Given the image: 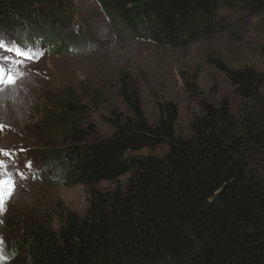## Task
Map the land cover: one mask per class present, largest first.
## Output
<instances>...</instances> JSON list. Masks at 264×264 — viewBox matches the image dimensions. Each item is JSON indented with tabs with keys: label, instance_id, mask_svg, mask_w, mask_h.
I'll list each match as a JSON object with an SVG mask.
<instances>
[{
	"label": "trees",
	"instance_id": "obj_1",
	"mask_svg": "<svg viewBox=\"0 0 264 264\" xmlns=\"http://www.w3.org/2000/svg\"><path fill=\"white\" fill-rule=\"evenodd\" d=\"M96 2L132 39L171 49L225 30L226 9L264 10V0ZM67 3L0 0V31L25 44L56 43ZM213 64L237 104L202 102L186 136L177 133L175 106L152 125L133 99L132 117L112 120L107 141L73 137L52 157L54 185L85 188L87 210L67 214L55 231L28 225L22 264H264V73ZM62 105L67 117L76 115L71 101ZM162 147V156L142 154Z\"/></svg>",
	"mask_w": 264,
	"mask_h": 264
},
{
	"label": "rangeland",
	"instance_id": "obj_2",
	"mask_svg": "<svg viewBox=\"0 0 264 264\" xmlns=\"http://www.w3.org/2000/svg\"><path fill=\"white\" fill-rule=\"evenodd\" d=\"M63 9L59 49L44 37L25 44L0 31V59L8 62L12 74L18 73V79L27 80L33 88L24 89L35 99V108L25 118L28 125L12 136H0V154L6 157L4 166H9L3 175L16 182L15 203L1 221L0 264L23 263L28 225L37 223L55 231L67 214L85 215V188L55 186L49 163L73 137L84 136L86 144L107 141L114 132L112 120L132 117L133 99L152 125L164 116L166 105L175 106L177 133L186 136L202 102L237 104L235 88L213 61L226 71L264 73V10L248 14L226 9L225 30L186 48L171 49L132 39L123 23L107 16L96 0H69ZM0 70V81H7L10 73L2 64ZM68 101L77 107L72 118L63 112L62 103ZM59 115L66 121H55ZM23 142L29 147H20ZM18 149L24 163L36 166L26 172L28 177L23 167L14 166ZM166 149L142 154L162 156Z\"/></svg>",
	"mask_w": 264,
	"mask_h": 264
},
{
	"label": "bare ground",
	"instance_id": "obj_3",
	"mask_svg": "<svg viewBox=\"0 0 264 264\" xmlns=\"http://www.w3.org/2000/svg\"><path fill=\"white\" fill-rule=\"evenodd\" d=\"M48 72V71H47ZM12 76H8V80L5 82L0 81V136L7 134L12 136L14 131L19 130L21 126L26 127L28 125L25 118L31 113L32 109L35 108V99L24 89L28 90L33 87L29 85L25 78L18 79L19 76L16 71ZM2 70H0V75ZM19 74H21L19 72ZM17 79V80H16ZM36 90V89H34ZM12 99L15 100V104H12ZM20 147H29L27 142L20 144ZM1 150V149H0ZM3 152V151H1ZM13 153V152H11ZM25 154V152H24ZM23 154V155H24ZM27 154V153H26ZM14 155V154H13ZM21 151L18 149L15 152L16 159L15 165L24 170V176L28 177L29 174L36 166L28 164L29 161L24 163V156H20ZM29 155V154H28ZM6 158V157H5ZM4 158V159H5ZM0 154V180L3 181L2 186H0V234H1V221L5 217V213L11 209V206L15 203V192L13 191L14 181L4 177L3 173L6 172L9 166L5 165V160ZM13 167V165H11ZM36 176V174H35ZM40 178V175H37ZM16 180V179H15ZM3 224V223H2ZM4 225V224H3ZM5 226V225H4ZM13 227V226H11ZM13 228H11L12 230ZM16 230V229H15ZM4 233V232H3ZM7 235V234H6Z\"/></svg>",
	"mask_w": 264,
	"mask_h": 264
},
{
	"label": "snow or ice",
	"instance_id": "obj_4",
	"mask_svg": "<svg viewBox=\"0 0 264 264\" xmlns=\"http://www.w3.org/2000/svg\"><path fill=\"white\" fill-rule=\"evenodd\" d=\"M2 184H3V181H2V180H0V186H2Z\"/></svg>",
	"mask_w": 264,
	"mask_h": 264
}]
</instances>
